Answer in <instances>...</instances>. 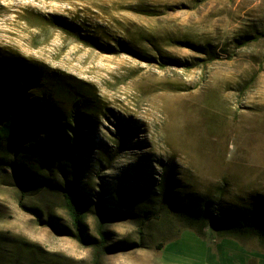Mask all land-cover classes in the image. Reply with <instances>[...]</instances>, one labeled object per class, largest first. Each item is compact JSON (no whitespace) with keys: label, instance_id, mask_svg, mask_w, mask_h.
I'll list each match as a JSON object with an SVG mask.
<instances>
[{"label":"rangeland","instance_id":"rangeland-1","mask_svg":"<svg viewBox=\"0 0 264 264\" xmlns=\"http://www.w3.org/2000/svg\"><path fill=\"white\" fill-rule=\"evenodd\" d=\"M1 61L29 66L46 89L85 93L94 111L91 128L73 123L60 147L51 132L70 125L58 123L50 100L36 89L10 106L8 87L0 264H264L253 234L198 230L169 205L146 222L150 205L133 193L124 198L135 215L98 214L102 190L111 206V187L141 163L150 178L170 168L181 192L226 206L253 208L264 196V0H0ZM11 122L31 133L6 143ZM24 153L37 174L21 185ZM74 176L89 198L85 242L64 202ZM99 227L114 247L101 255L88 243Z\"/></svg>","mask_w":264,"mask_h":264},{"label":"trees","instance_id":"trees-1","mask_svg":"<svg viewBox=\"0 0 264 264\" xmlns=\"http://www.w3.org/2000/svg\"><path fill=\"white\" fill-rule=\"evenodd\" d=\"M66 29V26H64ZM82 42L92 45L93 47H100V44L87 36H83L77 32ZM114 53V50H113ZM8 87H11L10 92H14L12 98L7 100ZM37 89V95H44L50 101L49 109L53 116L57 117L58 123L63 125L64 122L70 126H62V130H54L51 132L53 138L57 139V143L62 147V137L71 133V127L74 124H79V132L81 133L82 126L91 128L89 123V115L94 111V105L88 103L87 95L79 91H75L72 88H66L63 86H56L54 89H46L44 85L39 83V80L35 77L29 66L22 65L21 63L4 64V61L0 62V118L5 117L6 108L4 104L7 100L8 105H15L17 100H22V95L28 91H34ZM32 95H34L32 93ZM60 98V99H58ZM63 101L65 111L59 105ZM55 103V106L51 104ZM66 103V104H65ZM76 116V117H75ZM83 116V118H81ZM71 117H74L72 119ZM17 125V124H16ZM29 127V126H28ZM28 127L25 123H20L17 126L14 124H7L2 131L4 133V139L6 143L10 142L12 136L18 134H30ZM70 128V129H69ZM73 128V127H72ZM26 129V130H25ZM40 129V128H39ZM80 133L76 135L80 141V156L85 153L86 141ZM72 135V134H71ZM3 139V140H4ZM65 145V143L63 144ZM32 144L30 143V148ZM23 151V150H21ZM20 152V151H19ZM19 154V153H17ZM20 155V154H19ZM24 159L18 162L20 167L25 168V171L16 172L19 174V183L23 185L26 179H33L36 173V167H33L34 163H30L31 158L26 153L23 154ZM66 158V157H65ZM82 160V159H81ZM33 161V160H32ZM145 163V162H144ZM81 166H83L81 164ZM135 175L125 172L129 179H124L121 186L114 185L111 187L114 200H111L108 206L105 201V191L102 190L100 195V205L98 208V214L103 219L108 213H114L116 217H124L135 215V211L130 209V205L125 202L126 193H133L135 196L143 197L148 201L147 209L143 210L145 214L144 220L146 222L151 221L153 216H161V211L167 208V205L174 211L175 214H179L181 218H184L192 227H196L201 230L203 227H209L212 231H216L217 235L222 233H230L232 235H238L239 233L247 234L251 233L256 236L264 244V196L256 202L253 208L249 206L237 207L226 206L223 204L222 199L212 200L211 198H199L196 196H189L184 194L182 185L176 183L172 169H166L161 178L152 179L145 174L144 165H139ZM15 167V166H13ZM61 167V166H60ZM59 167V168H60ZM62 168V167H61ZM60 168V169H61ZM26 169L28 172H26ZM83 169V168H82ZM35 173V175H33ZM135 180L144 181L143 186H136L130 182ZM65 207L70 218V221L76 231V237L80 242H85L84 223L87 216L86 203L89 202L88 194L84 192L81 187V180L78 176L73 177V181L67 185L64 193ZM151 197H156L162 204L159 211L154 210V201ZM147 205V206H148ZM102 225V223H100ZM98 233L100 238L98 242H93L90 238L91 245H93L95 252L101 255L104 252L113 250L114 247L107 246V237L102 232V228L99 227ZM63 235H71V232L67 228H62Z\"/></svg>","mask_w":264,"mask_h":264}]
</instances>
